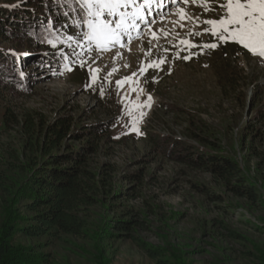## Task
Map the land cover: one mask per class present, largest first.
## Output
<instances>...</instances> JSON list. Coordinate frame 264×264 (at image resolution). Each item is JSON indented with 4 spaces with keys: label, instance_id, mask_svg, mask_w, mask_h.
<instances>
[{
    "label": "rangeland",
    "instance_id": "1",
    "mask_svg": "<svg viewBox=\"0 0 264 264\" xmlns=\"http://www.w3.org/2000/svg\"><path fill=\"white\" fill-rule=\"evenodd\" d=\"M25 1L29 0H13ZM149 1L119 0L125 31L117 30L121 40L115 47L108 44L107 50L87 37L88 21L98 19L89 15V3L91 11L96 9L93 0H72L77 8L69 12L63 8L59 15L40 13L46 26L43 33L33 30L17 41L0 44L1 51L37 61L19 65L16 80L21 77L26 87L0 84V170L17 164L16 157L25 163L27 156L38 158L37 140L42 143L47 128L61 119L72 123L71 134L104 124L112 128L114 143H102L100 164L115 167L118 177L142 171L139 181L118 182V186L138 196L126 206L147 215L145 241L180 249L192 264H258L253 256L258 249L264 252V233L258 229L264 224V210L254 213L243 202L230 213L221 210L231 197L212 202L196 193L190 181L224 194L211 177L155 153L147 135L171 136L200 147L194 136L202 131L194 123L203 122L200 135L217 140L239 158L241 129L264 112V60L213 35L219 29L205 21L221 18L224 9L218 4L225 0L153 2L158 5ZM162 3L161 11L157 6ZM99 19L114 27L119 15H107L105 10ZM213 43L217 47L206 46ZM44 58L51 64L39 65ZM128 89L131 94L124 101ZM139 94L143 98L137 106ZM148 105H152L150 114ZM7 117L14 121L6 127ZM259 127L264 133V126ZM74 141L68 137L62 149ZM261 147L264 150V144ZM2 200L0 191V208ZM221 222L244 240L230 238ZM24 242L35 246L46 241ZM71 242L53 243L46 251L58 264H96L90 246ZM108 258V264H154L129 243L113 244Z\"/></svg>",
    "mask_w": 264,
    "mask_h": 264
},
{
    "label": "trees",
    "instance_id": "2",
    "mask_svg": "<svg viewBox=\"0 0 264 264\" xmlns=\"http://www.w3.org/2000/svg\"><path fill=\"white\" fill-rule=\"evenodd\" d=\"M63 8L69 12L77 6L72 0H29L20 4L13 0H0V44L17 41L33 30L43 33L46 26L42 25L43 15L40 13L47 16L50 11H56L55 14L59 15ZM19 55L0 50L1 85L7 82L27 86L21 77L16 80L19 65L24 66L29 59L35 61L33 63L37 61L32 59L33 56ZM38 63L51 64L45 58L39 59ZM13 121L14 118L7 117L3 123L7 127ZM64 121L61 119L48 127V135L41 140L42 143L37 140L35 151L40 155L38 158L27 156L25 163L16 157L18 165L11 164L7 171L0 170L3 197L0 264H58L46 249L53 243H72L71 240L90 246L95 253L96 264L110 262L108 255L115 243L133 245L154 264H192L182 250L153 246L142 238L143 231H149L147 215L126 206L138 196L132 189L118 186V182L139 181L142 171L118 177L115 167L100 164L98 160L102 143H114L110 135L112 128L100 123L71 134L72 123ZM200 123L203 122L194 125L203 132ZM258 125L264 126V112H258L241 129L239 158L226 151L217 140L201 136V131L194 136L200 147L157 133H149L147 137L155 153L187 170L211 177L212 182L224 192L220 195L201 182L190 181L196 193L212 202L231 197L230 202L221 208L226 213L240 209L241 202L255 213L264 210V150L261 147L264 133ZM68 137L75 141L62 149ZM82 141H86L85 144H80ZM98 212L103 216H98ZM262 225L258 229L264 233ZM221 227L233 240H244L224 222H221ZM43 239L46 241L44 244L35 246L24 242ZM255 253L251 255L257 263L264 264V252L258 249Z\"/></svg>",
    "mask_w": 264,
    "mask_h": 264
},
{
    "label": "snow or ice",
    "instance_id": "3",
    "mask_svg": "<svg viewBox=\"0 0 264 264\" xmlns=\"http://www.w3.org/2000/svg\"><path fill=\"white\" fill-rule=\"evenodd\" d=\"M93 3L96 9L91 11L92 4L89 3V15H95L98 19L95 22L88 21L90 32L87 37L94 40L98 47L107 50L108 44L115 45L119 41L117 30L125 31V16L118 12L121 7L119 0H93ZM218 6L224 9L221 18L218 21H205L219 29L213 31V35L224 42L238 43L252 55L264 60V0H225ZM105 10L107 15H119L114 27L106 19H99ZM206 46L217 47L215 43Z\"/></svg>",
    "mask_w": 264,
    "mask_h": 264
},
{
    "label": "bare ground",
    "instance_id": "4",
    "mask_svg": "<svg viewBox=\"0 0 264 264\" xmlns=\"http://www.w3.org/2000/svg\"><path fill=\"white\" fill-rule=\"evenodd\" d=\"M155 1H158V0H150L149 1V3L151 4V5H158V4H153V2H155ZM167 1V0H166ZM163 2V1H162ZM183 2V1H182ZM160 5V4H159ZM159 7V9L162 11V8H164V4L162 3L161 4V6H157V8ZM173 10H176L175 8H173ZM179 14V13H178ZM149 16H150V14H149ZM121 40V37H120V39H119V41ZM116 45V44H115ZM114 46V45H113ZM115 47V46H114ZM102 50H104V48L103 47H100ZM112 49H114L113 47H111ZM130 94H131V91H130V89H128L127 91H126V94H125V98H124V101L126 100V98L127 97H129L130 96ZM142 98H143V95L142 94H139V96L136 98V100H135V104L137 105V106H139V105H141V103H142ZM152 112V105H148V113L150 114Z\"/></svg>",
    "mask_w": 264,
    "mask_h": 264
}]
</instances>
